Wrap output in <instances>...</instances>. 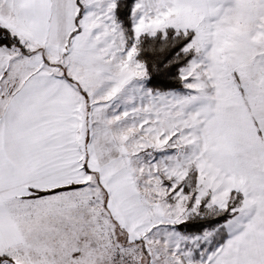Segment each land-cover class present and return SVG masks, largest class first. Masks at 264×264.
I'll list each match as a JSON object with an SVG mask.
<instances>
[{
	"label": "snow or ice",
	"instance_id": "snow-or-ice-1",
	"mask_svg": "<svg viewBox=\"0 0 264 264\" xmlns=\"http://www.w3.org/2000/svg\"><path fill=\"white\" fill-rule=\"evenodd\" d=\"M0 264H264V0H0Z\"/></svg>",
	"mask_w": 264,
	"mask_h": 264
}]
</instances>
